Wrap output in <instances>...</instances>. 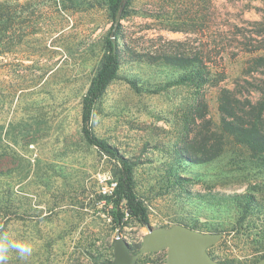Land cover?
Masks as SVG:
<instances>
[{"label":"rangeland","instance_id":"obj_1","mask_svg":"<svg viewBox=\"0 0 264 264\" xmlns=\"http://www.w3.org/2000/svg\"><path fill=\"white\" fill-rule=\"evenodd\" d=\"M2 1L14 11L13 26L22 11L17 4H25L30 30L0 54V231L33 249L24 260L10 253L7 264H103L113 258L118 229L101 195L119 165L85 140L81 112L110 37L107 0ZM263 15L264 0H133L120 20V42L124 37L141 53L202 48L211 54L212 78L219 80L177 84L183 70L127 55L92 116L99 137L137 160L136 190L150 224L222 232L208 251L227 264L264 257V165L226 138L219 157L182 172L191 177L185 185L169 166L181 137L203 136L207 126L219 130L221 88L237 86L244 94L252 88L245 82L248 55L234 56L241 50L237 25ZM250 97L258 100L260 94L252 91ZM236 194H250L256 204L245 212L224 199ZM119 230L138 252L147 227L130 220ZM166 259V250L150 252L136 264Z\"/></svg>","mask_w":264,"mask_h":264},{"label":"trees","instance_id":"obj_2","mask_svg":"<svg viewBox=\"0 0 264 264\" xmlns=\"http://www.w3.org/2000/svg\"><path fill=\"white\" fill-rule=\"evenodd\" d=\"M133 0H107L113 24L110 28V37L105 40V50L98 69L96 70L87 92L84 94L81 112V132L88 144L97 147L100 151L109 155L118 163V171L111 182L116 185L111 193L101 195L105 200V212L111 219L116 229H122L130 220H137L142 225L150 224V216L147 206L136 190L134 167L137 160L125 155L120 149L99 137L92 128V116L97 101L102 97L109 84L118 77V71L127 55L133 60H142L149 63L163 62L168 66L183 70L175 80L177 84L204 85L217 83L212 78L207 59L211 57L209 52L202 48L187 49V52H176L171 48L157 49L153 52L141 53L133 49L122 37L120 42L122 23L118 22L115 27L116 16L122 10L121 19L126 17L128 9ZM25 4H17L22 11L16 15L17 26H13V9L11 5L0 0V54L8 52L15 43H19L23 36L30 30L24 16ZM246 25H237L239 29L238 41L241 50L234 53L247 54L245 74L257 80L253 83L248 77L245 82L252 88L244 94L228 87L221 88L219 92V111L221 123L219 130L207 126L203 136L190 137L189 134L181 137L177 142L178 153L169 166V171L175 177L179 185L189 183L190 175H181L189 168L208 164L216 159L224 151L226 138L244 146L251 159L256 165H264V77L258 76L264 72V15L259 20L244 21ZM245 26V27H244ZM248 26H260L262 29H248ZM113 37L116 42L114 43ZM221 76V75H220ZM224 76L222 75L221 78ZM130 83L137 87L134 80ZM252 91L260 94L258 100L250 97ZM210 124V123H209ZM193 171L190 172V174ZM224 199L242 206L243 211L248 210L256 204L254 197L250 194L230 195ZM10 218V217H9ZM104 263V262H103Z\"/></svg>","mask_w":264,"mask_h":264},{"label":"water","instance_id":"obj_3","mask_svg":"<svg viewBox=\"0 0 264 264\" xmlns=\"http://www.w3.org/2000/svg\"><path fill=\"white\" fill-rule=\"evenodd\" d=\"M121 16L122 10L116 16L115 27ZM146 227L138 252H133L131 243L118 229L113 238V258L103 264H136L141 255L163 250L167 251L166 264H227L215 260L208 251L222 238V232H203L183 224ZM254 264H264V257Z\"/></svg>","mask_w":264,"mask_h":264},{"label":"clouds","instance_id":"obj_4","mask_svg":"<svg viewBox=\"0 0 264 264\" xmlns=\"http://www.w3.org/2000/svg\"><path fill=\"white\" fill-rule=\"evenodd\" d=\"M13 252L24 260L31 256L33 249L23 240L12 238L7 231H0V264H7L10 253Z\"/></svg>","mask_w":264,"mask_h":264},{"label":"built area","instance_id":"obj_5","mask_svg":"<svg viewBox=\"0 0 264 264\" xmlns=\"http://www.w3.org/2000/svg\"><path fill=\"white\" fill-rule=\"evenodd\" d=\"M108 178H111V177H108ZM107 183H108V186L105 187L104 193H111L116 183L115 182L109 183V181H107Z\"/></svg>","mask_w":264,"mask_h":264}]
</instances>
